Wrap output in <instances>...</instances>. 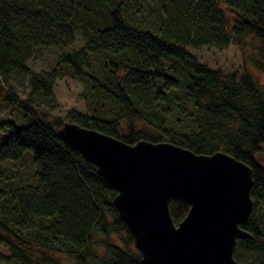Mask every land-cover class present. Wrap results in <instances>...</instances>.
I'll list each match as a JSON object with an SVG mask.
<instances>
[{
	"label": "trees",
	"instance_id": "1",
	"mask_svg": "<svg viewBox=\"0 0 264 264\" xmlns=\"http://www.w3.org/2000/svg\"><path fill=\"white\" fill-rule=\"evenodd\" d=\"M230 44L241 51L240 71L210 67L189 50ZM39 47L62 52L50 69L33 71L27 60ZM247 62L264 71V0H0V105L25 117L17 129L0 119L8 130L0 260L140 264L116 191L58 133L70 121L127 143L222 150L249 164L253 207L240 227L250 237L236 238L233 258L264 264V87ZM65 75L87 85L88 113L54 114L52 89ZM188 208L168 201L175 224Z\"/></svg>",
	"mask_w": 264,
	"mask_h": 264
},
{
	"label": "water",
	"instance_id": "2",
	"mask_svg": "<svg viewBox=\"0 0 264 264\" xmlns=\"http://www.w3.org/2000/svg\"><path fill=\"white\" fill-rule=\"evenodd\" d=\"M58 133L116 191L112 203L140 264H238L236 238L250 237L240 227L253 207L249 164L222 150L204 154L169 141L127 143L70 121ZM172 197L189 205L177 224L168 209Z\"/></svg>",
	"mask_w": 264,
	"mask_h": 264
},
{
	"label": "rangeland",
	"instance_id": "3",
	"mask_svg": "<svg viewBox=\"0 0 264 264\" xmlns=\"http://www.w3.org/2000/svg\"><path fill=\"white\" fill-rule=\"evenodd\" d=\"M144 1L145 3H152L154 0ZM78 45L80 46L81 44L79 43ZM189 50L198 61L210 67L220 68L225 72L240 71V66L242 64L241 51L234 44L228 45L225 49H218L210 45H202L197 48L189 47ZM61 52V49L55 47H39L27 60V65L33 71L50 69ZM247 67L256 75L259 84L264 87V71H258L248 62ZM16 90L21 91V89ZM52 92L56 101V109L54 110L55 115L64 119L70 110L88 113L86 102L81 97V95L88 94V87L82 80L65 75L57 79ZM17 93L21 97H24L22 92H20L21 94H19V92ZM0 119L9 120L16 129L25 125V117L23 114L12 106L5 107L0 105ZM7 133V129L0 131V144L5 141ZM260 159L264 162V150ZM0 253L2 255L7 254L6 249L2 245H0ZM0 264L5 263L0 260Z\"/></svg>",
	"mask_w": 264,
	"mask_h": 264
}]
</instances>
